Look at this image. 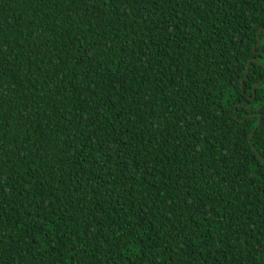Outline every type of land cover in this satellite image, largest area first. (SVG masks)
Here are the masks:
<instances>
[{
  "label": "trees",
  "instance_id": "obj_1",
  "mask_svg": "<svg viewBox=\"0 0 264 264\" xmlns=\"http://www.w3.org/2000/svg\"><path fill=\"white\" fill-rule=\"evenodd\" d=\"M0 264H264V0H0Z\"/></svg>",
  "mask_w": 264,
  "mask_h": 264
},
{
  "label": "water",
  "instance_id": "obj_2",
  "mask_svg": "<svg viewBox=\"0 0 264 264\" xmlns=\"http://www.w3.org/2000/svg\"><path fill=\"white\" fill-rule=\"evenodd\" d=\"M258 46H259V43H258ZM260 122H261V121L259 120L258 126L260 125Z\"/></svg>",
  "mask_w": 264,
  "mask_h": 264
}]
</instances>
